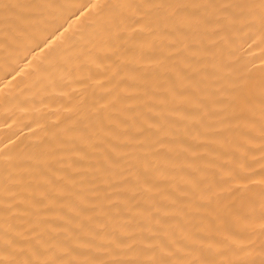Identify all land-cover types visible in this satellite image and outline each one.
Segmentation results:
<instances>
[{"label":"bare ground","instance_id":"1","mask_svg":"<svg viewBox=\"0 0 264 264\" xmlns=\"http://www.w3.org/2000/svg\"><path fill=\"white\" fill-rule=\"evenodd\" d=\"M0 264H264V0H0Z\"/></svg>","mask_w":264,"mask_h":264}]
</instances>
